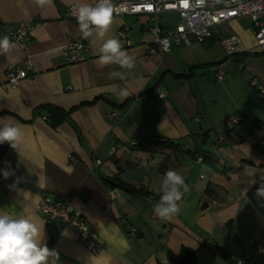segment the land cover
<instances>
[{"label": "crops", "instance_id": "obj_1", "mask_svg": "<svg viewBox=\"0 0 264 264\" xmlns=\"http://www.w3.org/2000/svg\"><path fill=\"white\" fill-rule=\"evenodd\" d=\"M95 2L51 0L39 7L34 0H0V38L20 23L33 24L28 46L13 50L8 60L0 55V127L12 124L24 133L19 150L0 144V210L42 226L43 243L58 254L55 264H169L167 252H194L201 245L216 251L226 223L246 204L247 191L264 178V139L257 145L222 139L223 124L237 114L243 121L235 129L245 122L246 127L264 123V94L256 96L257 86L264 89V62L259 59L264 56L251 53L229 60L219 44L236 34L252 48L251 22L250 28L240 25L245 19L214 28L212 46L193 43L151 55L149 19L113 17L104 37L82 38L88 46L84 62L68 65L63 47L77 38L78 27L66 16L67 9ZM177 22L174 13L161 17L165 27ZM122 26L128 28L127 40L118 36ZM112 37L135 58L132 70L116 64L98 67L99 47ZM26 58L32 62L29 77L13 89H2L5 69L22 67ZM220 66L225 68L221 83L214 76ZM113 71L123 72L124 79L112 78ZM120 89L127 90L126 98L118 94ZM43 107L68 114L52 128ZM143 139L168 141L180 151L135 150ZM113 147L118 148L111 154ZM196 149L201 154L192 156ZM4 169L14 175L4 179ZM168 169L184 177L189 191L180 214L164 220L153 206ZM114 177L148 196L135 197L105 183ZM44 196L73 204L96 234L98 254L79 244L62 222L43 223L37 207ZM216 264L227 263L218 259Z\"/></svg>", "mask_w": 264, "mask_h": 264}, {"label": "built area", "instance_id": "obj_2", "mask_svg": "<svg viewBox=\"0 0 264 264\" xmlns=\"http://www.w3.org/2000/svg\"><path fill=\"white\" fill-rule=\"evenodd\" d=\"M113 5L115 9L113 17L141 15L149 19L147 29L152 36V45L149 49L151 55L168 53L172 47L188 46L193 43L209 45L213 40L214 28L240 19H249L254 40L252 48H247L236 34L224 37L219 44L226 58L251 53L264 56V0H113ZM75 8L76 6H69L66 16L77 25L73 15ZM167 13H174L178 17V22L173 27L161 25V17ZM32 27L33 24L20 23L9 37L22 48L28 46L31 43ZM118 36L122 40H127L128 28L122 26L118 30ZM82 38L78 31L77 38L69 39L63 47L62 55L68 65L84 62L88 46ZM31 67L32 62L29 58L24 60L22 67H7L4 71L2 89H13L27 79ZM242 69V64H239L238 70ZM214 76L216 82L221 83L225 77V68L217 67ZM251 85L256 87L257 81L253 80ZM262 94L264 89L257 86L256 96ZM109 118H115V114H111ZM242 121L243 117L237 114L223 124L222 130L226 132L236 128ZM118 147L111 148L110 153L113 154ZM69 159L75 161L72 156ZM37 209L46 226L60 221L65 228L75 233L78 243L87 251L92 254L101 251L96 234L89 231L85 220L70 201H53L50 197L44 196ZM235 264L243 263L238 261Z\"/></svg>", "mask_w": 264, "mask_h": 264}, {"label": "clouds", "instance_id": "obj_3", "mask_svg": "<svg viewBox=\"0 0 264 264\" xmlns=\"http://www.w3.org/2000/svg\"><path fill=\"white\" fill-rule=\"evenodd\" d=\"M39 7L51 3V0H34ZM113 0H96L94 5L80 4L73 15L77 21L78 31L84 39L94 35L104 37L113 24L114 16ZM19 45L10 39L8 35L0 38V55L6 56L17 49ZM97 65L100 68L116 64L121 69L132 70L135 67V58L124 50L121 41L112 37L104 40L99 47ZM112 78L124 79L123 72L113 71ZM118 94L122 98L128 96L126 89H120ZM23 130L12 124H4L0 127V144L7 142L12 149L19 150L23 141ZM4 179L14 175L9 169L2 170ZM19 178L10 187H15ZM189 191V186L184 177L175 169H168L161 182L160 199L153 206L156 216L164 220H170L181 212L180 202ZM255 196L261 207H264V181L256 188ZM43 227L38 226L31 219L20 216L13 217L5 210H0V264H55L58 254L50 250L43 243Z\"/></svg>", "mask_w": 264, "mask_h": 264}, {"label": "trees", "instance_id": "obj_4", "mask_svg": "<svg viewBox=\"0 0 264 264\" xmlns=\"http://www.w3.org/2000/svg\"><path fill=\"white\" fill-rule=\"evenodd\" d=\"M212 41L209 46L214 45ZM48 114V123L52 128H56L66 118V112L54 108L43 107L41 109ZM206 135L201 138L200 144L206 141ZM223 140H229L236 145L249 143L257 145L264 139V123L253 122L243 129H231L222 135ZM137 151H180L179 147L171 142L150 141L143 139L133 147ZM201 154L196 149L192 156ZM264 168V166H262ZM264 181V178L258 180L246 193V204L239 211L234 221H229L225 225L226 235L222 245L216 251L211 250L206 245L199 246L194 252L182 249L177 255L170 252L166 253V259L169 264H216L220 259L227 264L242 262L243 264H264V224L261 218H264V207H261L255 196L256 188ZM113 187L122 189L132 196L144 197L148 193L142 190H136L131 186L119 181L116 177L110 181H105Z\"/></svg>", "mask_w": 264, "mask_h": 264}, {"label": "rangeland", "instance_id": "obj_5", "mask_svg": "<svg viewBox=\"0 0 264 264\" xmlns=\"http://www.w3.org/2000/svg\"><path fill=\"white\" fill-rule=\"evenodd\" d=\"M249 24H250V20L249 19H245V20L240 21V25L243 28H250ZM259 59H261V61L264 62V59H262L261 57H259ZM229 60H231V59L229 58ZM234 69L236 71V66H234ZM236 73H238V72H236ZM241 127H242L241 129L245 128L246 127V122L243 123Z\"/></svg>", "mask_w": 264, "mask_h": 264}]
</instances>
